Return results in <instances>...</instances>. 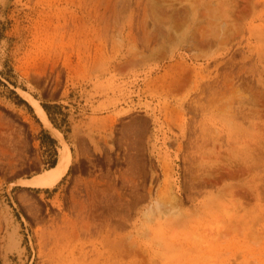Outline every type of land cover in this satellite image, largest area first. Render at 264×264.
<instances>
[{"label":"rangeland","instance_id":"1","mask_svg":"<svg viewBox=\"0 0 264 264\" xmlns=\"http://www.w3.org/2000/svg\"><path fill=\"white\" fill-rule=\"evenodd\" d=\"M0 264H264V0H0Z\"/></svg>","mask_w":264,"mask_h":264},{"label":"bare ground","instance_id":"2","mask_svg":"<svg viewBox=\"0 0 264 264\" xmlns=\"http://www.w3.org/2000/svg\"><path fill=\"white\" fill-rule=\"evenodd\" d=\"M161 3H166V2H161ZM157 8L160 9L161 6ZM160 11L158 13H160ZM153 14L156 15L157 13L153 12ZM18 93L33 108L34 114L38 117V119L43 124V126L47 128L55 138L58 139L59 144H60V149L58 151L57 163L55 164V166H53V168L43 171L41 174L36 175L30 179L19 180L16 182V184L20 186H30V187H36V188L52 187L64 175V173L66 172L68 168V165L70 163V153H69L68 147L66 143L63 141V139L61 138L60 133L55 128H53V126L50 124L45 112L41 108L38 101L26 93H23L20 91H18Z\"/></svg>","mask_w":264,"mask_h":264},{"label":"trees","instance_id":"3","mask_svg":"<svg viewBox=\"0 0 264 264\" xmlns=\"http://www.w3.org/2000/svg\"><path fill=\"white\" fill-rule=\"evenodd\" d=\"M55 165L54 160L50 162V167H53Z\"/></svg>","mask_w":264,"mask_h":264}]
</instances>
